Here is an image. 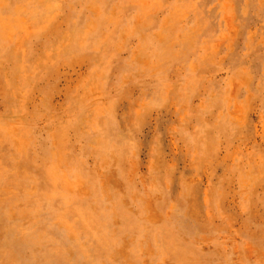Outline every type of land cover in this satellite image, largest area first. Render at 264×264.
I'll return each mask as SVG.
<instances>
[{
	"label": "rangeland",
	"instance_id": "rangeland-1",
	"mask_svg": "<svg viewBox=\"0 0 264 264\" xmlns=\"http://www.w3.org/2000/svg\"><path fill=\"white\" fill-rule=\"evenodd\" d=\"M0 264H264V0H0Z\"/></svg>",
	"mask_w": 264,
	"mask_h": 264
}]
</instances>
